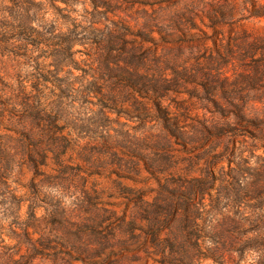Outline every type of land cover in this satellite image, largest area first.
<instances>
[{
    "label": "clouds",
    "instance_id": "obj_1",
    "mask_svg": "<svg viewBox=\"0 0 264 264\" xmlns=\"http://www.w3.org/2000/svg\"><path fill=\"white\" fill-rule=\"evenodd\" d=\"M0 264H264V0H0Z\"/></svg>",
    "mask_w": 264,
    "mask_h": 264
}]
</instances>
